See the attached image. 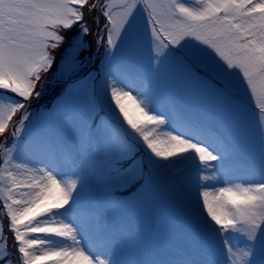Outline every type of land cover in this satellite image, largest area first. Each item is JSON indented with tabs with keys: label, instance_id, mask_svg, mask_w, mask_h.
<instances>
[{
	"label": "snow or ice",
	"instance_id": "snow-or-ice-1",
	"mask_svg": "<svg viewBox=\"0 0 264 264\" xmlns=\"http://www.w3.org/2000/svg\"><path fill=\"white\" fill-rule=\"evenodd\" d=\"M0 264H264V0H0Z\"/></svg>",
	"mask_w": 264,
	"mask_h": 264
},
{
	"label": "rangeland",
	"instance_id": "rangeland-1",
	"mask_svg": "<svg viewBox=\"0 0 264 264\" xmlns=\"http://www.w3.org/2000/svg\"><path fill=\"white\" fill-rule=\"evenodd\" d=\"M188 2L196 3L197 0H188ZM133 95H135V94H133ZM125 103H126V106L129 108V111L132 112L133 114H135L136 113L137 100L133 99V97H128L125 99ZM128 103L130 104V106L128 105ZM217 187H219V185H217Z\"/></svg>",
	"mask_w": 264,
	"mask_h": 264
},
{
	"label": "bare ground",
	"instance_id": "bare-ground-1",
	"mask_svg": "<svg viewBox=\"0 0 264 264\" xmlns=\"http://www.w3.org/2000/svg\"><path fill=\"white\" fill-rule=\"evenodd\" d=\"M128 105L130 106V104L128 103Z\"/></svg>",
	"mask_w": 264,
	"mask_h": 264
}]
</instances>
